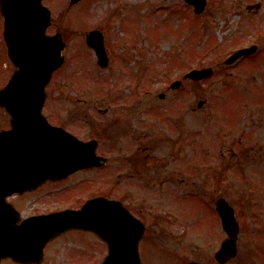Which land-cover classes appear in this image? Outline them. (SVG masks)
Listing matches in <instances>:
<instances>
[{"label":"rangeland","instance_id":"rangeland-1","mask_svg":"<svg viewBox=\"0 0 264 264\" xmlns=\"http://www.w3.org/2000/svg\"><path fill=\"white\" fill-rule=\"evenodd\" d=\"M44 2L51 8L54 18L49 33L60 30L68 41L64 49L66 61L47 88L46 114L52 115L60 103L71 107L70 101L77 98H97L107 106L110 96L117 91L132 95L136 88L140 91L150 88L157 94L173 80L181 79V89L175 95L170 94L168 99H182L183 103L186 99L193 107L189 119L194 135L187 150L191 164L200 169L206 158L213 167L223 161V193L236 204L238 212H256L261 216L255 224L261 227L264 223V0H208L205 10L197 15L185 0H84L71 6L69 0ZM99 27L108 39L106 46L116 55L115 61L105 68L98 66L94 51L88 50L84 39L89 29ZM3 31L4 18L0 9V89L15 70L7 56ZM253 44L258 46L254 54L233 64L224 62L234 51ZM207 66L214 68L213 75L207 79L184 78L190 69ZM145 90L141 91L144 100H151ZM158 94L154 96V103L167 105L168 101H160ZM202 99L205 103L199 107ZM82 107L86 111L85 106ZM106 118H117L120 125L133 121L126 112L112 113ZM202 119L208 121L205 126H200ZM1 127H9V114L2 107ZM204 129L210 134L212 143L209 155L203 153ZM217 131L222 137L216 147L213 139ZM235 137L236 145L233 143ZM107 140L103 139L100 149L111 159L108 168L69 178H90L96 181L97 194L120 196L122 187L108 186V182L110 177L117 178L121 173L122 154L110 151ZM120 141L115 140L116 145L112 143L118 151L122 147ZM156 154L162 156L158 150ZM195 174L191 185L193 194L188 201L193 219L206 217L214 211L210 203L213 187L209 186L208 196L203 191L206 189L203 172L196 170ZM251 221L248 222L254 225ZM204 230L203 225L194 229L191 239L202 242ZM71 238L84 241L82 237ZM63 253L66 251L60 247L53 257H48L47 263H68L65 258H69V254L64 257ZM228 264H264V252L259 254L244 249L236 261Z\"/></svg>","mask_w":264,"mask_h":264},{"label":"flooded vegetation","instance_id":"flooded-vegetation-1","mask_svg":"<svg viewBox=\"0 0 264 264\" xmlns=\"http://www.w3.org/2000/svg\"><path fill=\"white\" fill-rule=\"evenodd\" d=\"M99 29L102 30V27ZM88 31L85 33V40ZM102 32L108 56L107 63L110 65L115 61L116 55L110 47L106 46L108 39L105 32L103 30ZM86 46L88 50H93L87 44ZM95 58L100 67L97 57ZM181 87L182 84L180 88L174 89L169 84L161 89L159 94L157 93L160 101H168L167 105L163 106L154 103L156 92L153 93L150 88L142 89L141 91H146V96L152 97L151 100H144V93L136 88L132 95H126L120 91L114 92L107 106L100 103L102 101L97 98L90 100L77 98L70 101L71 107L60 103L52 115L46 114L52 124L67 130L84 142L90 141L93 145L95 144L96 153L105 156L107 162L100 167L81 168L65 178L40 181L31 188L12 194L9 201L16 209L11 212L15 216V227L12 232L19 231L22 234L32 233L33 230L37 233L43 232L44 227L29 226L27 220L55 212L80 210L87 201L100 195L122 202L129 212H115V217L106 221L108 232L106 238L99 235L95 229L69 228L72 221L67 216H62L58 220L61 231L46 243L42 259L5 258L2 264L7 262L9 264H48V257H53L60 247L66 251V254H62L64 257L69 254L67 255L69 258H65L68 261L66 264H137V262L139 264H188L191 261L201 264H224L218 261L216 253L226 238V232L214 203L219 197L227 198L222 191L225 165L222 161L218 162L216 167L210 166L208 158L201 163L203 168L196 169L191 164L187 150L194 135L193 123L189 119V115L193 113V107L186 103V99L184 103L182 99H168L170 94H177V90ZM203 101L205 102L204 99ZM118 112H126L129 120L133 118L132 123L120 125L119 119L106 118L109 114ZM200 121V126L208 123L206 119ZM203 133H205L203 153L207 155L210 153L212 143L209 141L210 134L205 132V129ZM220 137H222L220 132H215L213 142H216V147ZM105 138L110 141L107 140L110 151L122 154L121 173L117 175V178L111 175L108 182V186L122 187L120 196L97 194L96 181L90 178H69L75 174L80 176L97 169L108 168L111 159L105 151L100 149ZM118 139H121L120 144L122 143L120 151L118 147H114L117 144L114 141L118 142ZM233 143L236 145V137ZM156 150L162 153L161 157L156 154ZM232 152L236 157V149ZM196 170L203 172V185L206 188L203 191L207 195H210L209 186L213 187L210 203L214 211L208 213L206 217L193 219L188 209V201L193 194L192 176ZM233 183L236 199V180ZM234 207L240 231L237 242L238 255L232 261H236L240 251L244 249L262 254L264 223H261V227L255 226L261 216H258L256 212H238L236 204ZM124 213L127 214L123 215ZM123 216H125L124 219L121 218ZM251 219L254 225L248 222ZM25 221L26 225L33 230L24 226ZM202 225L205 226L203 241L194 242L191 235L194 229ZM72 236L82 237L84 241L73 239ZM22 238L24 239L23 235ZM193 250L197 252V255ZM71 251L74 254L70 255ZM199 251L204 252L202 256L199 255ZM188 252L194 255H189Z\"/></svg>","mask_w":264,"mask_h":264},{"label":"water","instance_id":"water-1","mask_svg":"<svg viewBox=\"0 0 264 264\" xmlns=\"http://www.w3.org/2000/svg\"><path fill=\"white\" fill-rule=\"evenodd\" d=\"M78 1L71 0L70 3ZM186 1L194 5L197 13L202 12L207 4V0ZM0 3L5 17L4 37L8 54L17 67L0 90V104L12 115V128L0 131V259L7 256L20 260L41 259L46 241L61 231L58 220L62 216L72 221L69 227L95 229L106 237V220L114 218L115 212L128 210L118 201L98 197L87 202L82 210L38 217L34 226L44 227L46 230L42 233L12 232L15 216L11 212L15 210L6 200L8 195L31 188L47 178L66 177L79 168L105 164L106 159L96 154L95 144L85 143L64 129L52 126L42 113L47 96L46 85L64 62L62 50L66 46L60 32L47 34L51 10L43 0H0ZM87 36L88 43L97 51L99 63L105 66L107 58L101 33L95 30ZM256 49V46L240 49L227 62L231 63ZM212 72V68L192 70L187 76L202 79ZM179 84L177 81L174 86ZM202 104L199 103L200 106ZM216 203L228 233L216 257L225 263L237 254L239 226L229 202L219 198Z\"/></svg>","mask_w":264,"mask_h":264}]
</instances>
